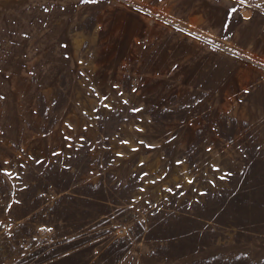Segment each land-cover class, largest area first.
Masks as SVG:
<instances>
[{
    "label": "rangeland",
    "instance_id": "obj_1",
    "mask_svg": "<svg viewBox=\"0 0 264 264\" xmlns=\"http://www.w3.org/2000/svg\"><path fill=\"white\" fill-rule=\"evenodd\" d=\"M0 264H264V0H0Z\"/></svg>",
    "mask_w": 264,
    "mask_h": 264
},
{
    "label": "snow or ice",
    "instance_id": "obj_2",
    "mask_svg": "<svg viewBox=\"0 0 264 264\" xmlns=\"http://www.w3.org/2000/svg\"><path fill=\"white\" fill-rule=\"evenodd\" d=\"M91 2H96V0H91ZM241 2H244V0H241ZM235 11V9H233ZM133 111H139L138 109H133Z\"/></svg>",
    "mask_w": 264,
    "mask_h": 264
}]
</instances>
